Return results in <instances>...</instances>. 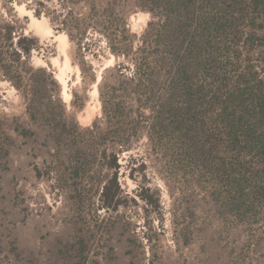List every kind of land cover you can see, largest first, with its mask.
<instances>
[{
	"label": "rangeland",
	"instance_id": "374dc122",
	"mask_svg": "<svg viewBox=\"0 0 264 264\" xmlns=\"http://www.w3.org/2000/svg\"><path fill=\"white\" fill-rule=\"evenodd\" d=\"M113 1L0 0V264H264V114L252 101L264 95V0L220 2L227 23L209 37L194 77L214 97L204 119L208 167L177 136L152 128L155 101L119 151L100 81L105 74L108 92L115 67L157 58L168 38L154 46L159 23L149 25L148 2ZM108 10L125 11V34ZM34 85H45L37 97ZM241 106L251 112L247 139L221 118L233 124ZM95 120L96 132L86 133ZM105 151L118 152L120 164L109 208ZM222 160L231 177L218 174Z\"/></svg>",
	"mask_w": 264,
	"mask_h": 264
},
{
	"label": "trees",
	"instance_id": "16d2710c",
	"mask_svg": "<svg viewBox=\"0 0 264 264\" xmlns=\"http://www.w3.org/2000/svg\"><path fill=\"white\" fill-rule=\"evenodd\" d=\"M144 1L151 6L143 5L142 8L150 11L155 19L151 20L149 25H153L156 21L159 23L154 46H163L166 38H168V43L165 49L157 50L160 53L155 59H151L148 55H141L138 59H131L134 64L132 69L122 65L119 68L115 67L117 80L110 85V90L106 93L103 91V86L107 85L106 75H103L99 88L106 118L105 123L115 125V143L119 146V151L128 150L131 147V135L140 134L142 123L145 122V118L150 117L144 114V108L151 107L155 101L154 113L151 115L153 117L152 128L158 133L168 132L177 136L181 149L183 148L186 155L200 160L204 166L208 167L213 143H208L209 135L205 129L204 119L207 118L214 104V100L212 101L214 97L209 94L204 85L194 83V77L198 70L204 68L203 52L209 37L214 31L222 30L227 23L226 8L219 6L223 0ZM109 12L110 14L116 13L113 21L125 34L128 31L124 26L125 11L108 10L106 13ZM166 30L169 31L168 35H166ZM186 40H188L187 43ZM148 41L144 39V44ZM144 44L139 47L140 52L146 48L147 44ZM20 46L24 53H29L30 47L23 46L21 42ZM112 50L115 54H119L122 49L117 45H112ZM125 56H128V53ZM122 67L132 73L130 75L125 73ZM44 88L45 85L42 87L34 85L33 94L37 97ZM36 97L31 99L28 106L32 116H35L38 111V107L35 106ZM254 98L253 110L264 114V95H252V101ZM49 99L50 102H54L52 97ZM240 110L241 113L233 124L224 113L221 118L226 120L227 124H231L229 126L231 130L233 128L246 133L247 139L251 130H247L246 118L251 112L250 109L242 106ZM97 125L98 121L95 120L91 126L84 128V131L93 134L98 128ZM231 137V140H236L237 136ZM210 142L213 141L210 140ZM118 154V152L111 154L104 152L107 160L106 168L113 172V175L106 176L103 182L101 196L107 208L112 206V202L121 191L118 180V169L120 168ZM217 163L219 175L222 174L227 178L235 173L226 160L217 161ZM231 187L238 194L244 190L242 183H233ZM250 192L256 194L257 187H251Z\"/></svg>",
	"mask_w": 264,
	"mask_h": 264
},
{
	"label": "bare ground",
	"instance_id": "6f19581e",
	"mask_svg": "<svg viewBox=\"0 0 264 264\" xmlns=\"http://www.w3.org/2000/svg\"><path fill=\"white\" fill-rule=\"evenodd\" d=\"M64 35H66V34H64ZM67 36V35H66ZM99 79H100V76H99ZM94 89H96V92L95 93H98V86H97V84H95L94 85ZM64 95H68V96H70V94H67V92L66 91H64ZM97 98V97H96ZM100 102V101H99ZM90 110V109H89Z\"/></svg>",
	"mask_w": 264,
	"mask_h": 264
}]
</instances>
